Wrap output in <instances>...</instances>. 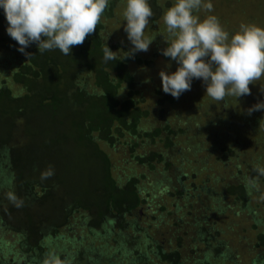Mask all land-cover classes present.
Returning <instances> with one entry per match:
<instances>
[{
    "label": "trees",
    "instance_id": "1",
    "mask_svg": "<svg viewBox=\"0 0 264 264\" xmlns=\"http://www.w3.org/2000/svg\"><path fill=\"white\" fill-rule=\"evenodd\" d=\"M149 4L158 3L150 0ZM111 5L114 3L109 2ZM101 25L102 20L83 45L73 46L72 55H63L58 49L40 53L32 43L27 48L33 53L29 58L17 50L19 45L8 35V21L0 7V48L23 56L11 75L23 93L14 92L4 81L0 83V234L11 232L14 236L7 244L0 236V264H189L171 238L160 240L149 226L141 224L145 199L136 185L137 178L126 183L115 178L109 156L98 144L100 140L114 143V131L128 129L150 140L160 138L163 132L165 146L171 147L170 135L174 133L168 128L167 117L160 126L142 131V110L132 99L117 97L120 82L132 81L117 71L124 68L126 60L104 61L102 49L116 45L105 37ZM84 67L94 76L93 84L79 78ZM29 119L36 124H30ZM193 148L198 151V147ZM154 157L159 153L146 159ZM50 166L54 175L42 180L41 174ZM254 166H248L256 172L253 177L264 178ZM235 175L241 176L236 178L239 182L245 179L242 168ZM179 181L180 188L169 181L179 198L189 199L194 192L193 197L197 195L200 201L202 193L212 207L221 200H216L221 195L216 199L211 196L210 186L201 185L202 190L196 187L188 194L190 188ZM10 191L23 201L22 207L9 201ZM225 207L216 209L220 213ZM161 213L173 214L166 205L161 206ZM76 217L84 220L90 233L61 235L59 229ZM188 224L196 232L194 246L204 247L191 264H212L213 253L221 257L222 264H235L234 247L214 242L219 239L215 226L196 216ZM241 238L246 241L249 237ZM259 239L264 246V232ZM181 243L178 241L179 246ZM70 244L77 246L70 250Z\"/></svg>",
    "mask_w": 264,
    "mask_h": 264
},
{
    "label": "rangeland",
    "instance_id": "2",
    "mask_svg": "<svg viewBox=\"0 0 264 264\" xmlns=\"http://www.w3.org/2000/svg\"><path fill=\"white\" fill-rule=\"evenodd\" d=\"M153 1L158 3L152 6L155 22H152V17L145 29V36L154 40L147 52H137L134 58H123L132 47L124 30L126 21L123 13L127 0H109L114 5L105 10V16L101 18V30L108 40L115 43L116 47L112 50L116 52L117 58L126 60L124 68L117 71L121 76L128 75L132 81L129 82L127 78L120 82L116 90L117 97L132 99L142 110L143 116L139 123L142 131L160 126L167 117L168 128L174 130L170 135L173 144L171 147L165 146L163 132L160 138L150 140L134 135L128 129L114 131V143L100 140L98 144L109 156L115 178L121 183H126L132 177L137 178L136 185L145 199L142 214L138 209L141 224L149 226L160 240L171 238L185 262L191 264L196 253L201 254L204 249L203 245L194 246L192 240L196 232L189 229L188 223L196 216L215 226L219 238L214 241L216 244L222 242L234 247L237 254L234 256L235 264H255L253 262L259 261L258 258H262L259 264H264V246L259 239L260 232H264V178H254L256 172L253 169L251 172L248 167L255 165L264 168V110L254 111L251 115L247 113L249 107L264 101V92L260 91L257 82L249 86L251 95L238 99L229 96L225 98L226 102H215L205 95L203 81L193 79L191 90L181 94L179 99L165 94L159 73L162 69L174 72L178 64L171 61L169 68L170 58L160 53V49L167 47L162 35L166 33L163 13L175 0ZM211 3L214 6L211 12L201 11L198 15L201 19L206 15L217 16L230 36L240 29L241 24L255 23L264 27V0H211ZM22 57L18 52L8 54L0 48V83L6 82L18 93H23V88L13 82L11 75ZM116 72H113L114 76ZM79 78L87 79L88 84L94 82V76L86 67L80 71ZM28 122L36 124L32 119ZM193 147H198V151ZM155 153H159V157L147 161L146 157ZM238 168H242L245 173V179L241 182L236 180L241 179L240 175H235ZM179 179L180 184L190 188L188 194L193 192L192 189L200 190L201 185L205 188L210 186L212 197L216 199L221 195L216 199H221L216 205L217 209L223 206L227 208L219 213V209L203 200L206 196L203 197L202 193H199L200 201L196 194L193 197L194 192L189 199L175 196L169 181L180 188ZM162 205L168 206L173 214L167 216L161 213ZM177 205L181 208L177 209ZM178 221L181 223L176 226ZM59 231L65 236L90 233L85 228L84 220L79 217L68 221ZM129 232L134 233L131 229ZM243 235L248 236V240H243ZM0 236L6 244L14 238L11 232ZM178 241L182 242L180 246ZM75 246L70 244V250H74ZM213 256L212 264H222L220 256L215 253Z\"/></svg>",
    "mask_w": 264,
    "mask_h": 264
},
{
    "label": "clouds",
    "instance_id": "3",
    "mask_svg": "<svg viewBox=\"0 0 264 264\" xmlns=\"http://www.w3.org/2000/svg\"><path fill=\"white\" fill-rule=\"evenodd\" d=\"M8 21L7 33L19 45L18 51L29 57L27 51L37 44L40 53L59 50L72 55L73 46L83 45L86 37L94 34L101 22L109 0H0ZM211 0H175L163 13L166 33H162L167 47L160 53L178 64L174 72L162 69L159 73L165 94L179 99L190 91L193 79H200L206 94L215 102H226L232 96L251 95L250 84L259 82L264 92V27L255 23L241 24L231 35L215 15L203 19L198 13L213 10ZM124 30L132 47L123 58H134L137 52H147L154 39L145 36V29L154 16L149 0H127L123 13ZM105 62L117 60L109 46L102 49ZM147 82V81H146ZM264 110V101L247 109ZM256 171L264 175V168ZM54 175L50 166L41 179ZM7 198L16 207L23 201L14 192Z\"/></svg>",
    "mask_w": 264,
    "mask_h": 264
}]
</instances>
